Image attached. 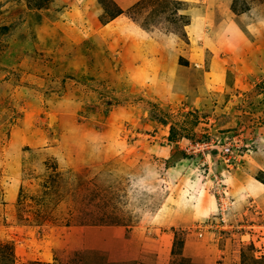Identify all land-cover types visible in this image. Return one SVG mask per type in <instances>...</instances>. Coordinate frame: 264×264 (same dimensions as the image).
I'll list each match as a JSON object with an SVG mask.
<instances>
[{"label":"rangeland","instance_id":"rangeland-1","mask_svg":"<svg viewBox=\"0 0 264 264\" xmlns=\"http://www.w3.org/2000/svg\"><path fill=\"white\" fill-rule=\"evenodd\" d=\"M129 1L0 0V264H264V0Z\"/></svg>","mask_w":264,"mask_h":264},{"label":"crops","instance_id":"crops-1","mask_svg":"<svg viewBox=\"0 0 264 264\" xmlns=\"http://www.w3.org/2000/svg\"><path fill=\"white\" fill-rule=\"evenodd\" d=\"M124 1V0H123ZM128 2H130L129 0H126V3H128ZM226 4H228V0H227V3ZM252 10L254 11V8H252ZM254 14V13H253ZM248 15V14H247ZM261 19V18H260ZM259 19V20H260ZM262 22H264V20H262ZM250 188H251V190L252 189H254L255 190V192H257V190L254 188V186H250ZM200 195V194H199ZM199 195H196V196H199ZM196 196H194V200L195 201H197V197ZM196 197V198H195ZM198 200H199V198H198ZM159 255H161V256H159ZM159 255H155V259H157L156 261H158V263H156L155 262V264H163V262H162V260L161 259H163L162 258V256H164V254H159ZM161 258V259H160ZM160 259V260H159ZM166 264V263H165Z\"/></svg>","mask_w":264,"mask_h":264},{"label":"built area","instance_id":"built-area-1","mask_svg":"<svg viewBox=\"0 0 264 264\" xmlns=\"http://www.w3.org/2000/svg\"><path fill=\"white\" fill-rule=\"evenodd\" d=\"M258 227H259V230L261 231V234H264V219L263 220H260V222L258 224Z\"/></svg>","mask_w":264,"mask_h":264},{"label":"bare ground","instance_id":"bare-ground-1","mask_svg":"<svg viewBox=\"0 0 264 264\" xmlns=\"http://www.w3.org/2000/svg\"><path fill=\"white\" fill-rule=\"evenodd\" d=\"M251 192L255 193V190H254V189H252V190H251Z\"/></svg>","mask_w":264,"mask_h":264}]
</instances>
